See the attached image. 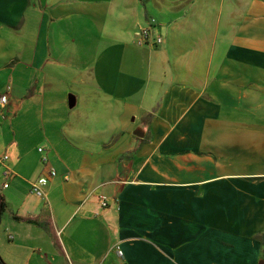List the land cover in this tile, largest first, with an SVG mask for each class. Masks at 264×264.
Masks as SVG:
<instances>
[{
	"label": "crops",
	"instance_id": "1",
	"mask_svg": "<svg viewBox=\"0 0 264 264\" xmlns=\"http://www.w3.org/2000/svg\"><path fill=\"white\" fill-rule=\"evenodd\" d=\"M2 93L5 264L264 261V0H0Z\"/></svg>",
	"mask_w": 264,
	"mask_h": 264
},
{
	"label": "built area",
	"instance_id": "2",
	"mask_svg": "<svg viewBox=\"0 0 264 264\" xmlns=\"http://www.w3.org/2000/svg\"><path fill=\"white\" fill-rule=\"evenodd\" d=\"M154 19L151 20V23L145 26H138L137 29L134 31V39L135 43L137 45H154V44H160L162 42V38L154 34V26H153ZM8 101V94L2 93L0 94V110L3 109ZM40 152V161L46 166V173L39 176L32 182H30V192L33 194L43 197L45 196V188L51 178L56 176V170L54 167L48 165V155L46 150L43 147L38 148ZM8 158L6 154H4L0 160L5 162V160ZM3 169V175L4 177L8 178L11 175V170L7 165L4 164ZM8 185V182H4L3 186L6 187ZM99 201L102 205H106V198L104 195L99 196ZM119 253H121L120 250H118Z\"/></svg>",
	"mask_w": 264,
	"mask_h": 264
},
{
	"label": "water",
	"instance_id": "3",
	"mask_svg": "<svg viewBox=\"0 0 264 264\" xmlns=\"http://www.w3.org/2000/svg\"><path fill=\"white\" fill-rule=\"evenodd\" d=\"M75 104V98L73 95H69L68 96V106L71 108L73 107ZM136 136L138 137H143L144 135V132L142 131V129L140 127H137L134 132H133ZM258 264H264V261L263 260H259L258 261Z\"/></svg>",
	"mask_w": 264,
	"mask_h": 264
},
{
	"label": "trees",
	"instance_id": "4",
	"mask_svg": "<svg viewBox=\"0 0 264 264\" xmlns=\"http://www.w3.org/2000/svg\"><path fill=\"white\" fill-rule=\"evenodd\" d=\"M5 209H6V202L4 197L0 194V218L4 213ZM0 264H5L4 262H2L1 258H0Z\"/></svg>",
	"mask_w": 264,
	"mask_h": 264
},
{
	"label": "rangeland",
	"instance_id": "5",
	"mask_svg": "<svg viewBox=\"0 0 264 264\" xmlns=\"http://www.w3.org/2000/svg\"><path fill=\"white\" fill-rule=\"evenodd\" d=\"M46 111H47V110H45V113H47Z\"/></svg>",
	"mask_w": 264,
	"mask_h": 264
}]
</instances>
